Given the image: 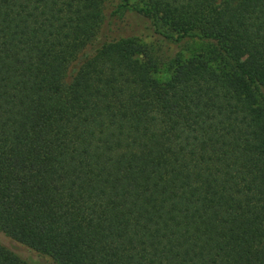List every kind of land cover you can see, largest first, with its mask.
Wrapping results in <instances>:
<instances>
[{"label":"trees","instance_id":"trees-1","mask_svg":"<svg viewBox=\"0 0 264 264\" xmlns=\"http://www.w3.org/2000/svg\"><path fill=\"white\" fill-rule=\"evenodd\" d=\"M105 2L0 0V234L36 264H264V0H119L146 41L102 37Z\"/></svg>","mask_w":264,"mask_h":264},{"label":"rangeland","instance_id":"rangeland-1","mask_svg":"<svg viewBox=\"0 0 264 264\" xmlns=\"http://www.w3.org/2000/svg\"><path fill=\"white\" fill-rule=\"evenodd\" d=\"M129 2L135 4V0H129ZM118 4L119 0H107V2H105V20L101 26V36L106 38L108 37L110 39L120 37H138L145 41L147 40L146 38L151 40V29L147 20L134 15L132 12H129L128 9H117ZM183 44L184 41L180 42L179 44L174 42L166 44V51L170 55L179 52L181 58L183 59L198 52V42H188L186 49ZM156 77L165 79L167 77V73H159ZM0 245L6 249H9L10 251L18 252V254H20L30 263H49L46 258L37 256L35 253L26 251L25 249L19 248L12 244V242H10L2 234H0Z\"/></svg>","mask_w":264,"mask_h":264}]
</instances>
